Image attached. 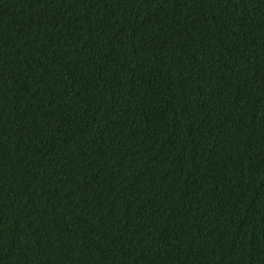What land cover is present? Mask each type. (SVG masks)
Wrapping results in <instances>:
<instances>
[{
	"label": "trees",
	"instance_id": "16d2710c",
	"mask_svg": "<svg viewBox=\"0 0 264 264\" xmlns=\"http://www.w3.org/2000/svg\"><path fill=\"white\" fill-rule=\"evenodd\" d=\"M0 264H264V0H0Z\"/></svg>",
	"mask_w": 264,
	"mask_h": 264
}]
</instances>
